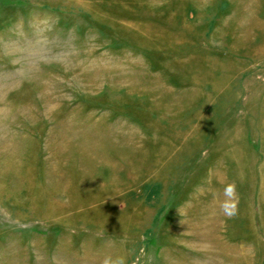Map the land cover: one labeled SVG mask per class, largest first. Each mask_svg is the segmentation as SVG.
I'll use <instances>...</instances> for the list:
<instances>
[{"label":"rangeland","instance_id":"obj_1","mask_svg":"<svg viewBox=\"0 0 264 264\" xmlns=\"http://www.w3.org/2000/svg\"><path fill=\"white\" fill-rule=\"evenodd\" d=\"M0 264H264V0H0Z\"/></svg>","mask_w":264,"mask_h":264},{"label":"bare ground","instance_id":"obj_2","mask_svg":"<svg viewBox=\"0 0 264 264\" xmlns=\"http://www.w3.org/2000/svg\"><path fill=\"white\" fill-rule=\"evenodd\" d=\"M23 141V140H22ZM56 144V143H55ZM63 149V148H62ZM61 149V150H62ZM14 153V152H13ZM7 156H8V154H7ZM85 161V160H84ZM81 162V161H80ZM89 162V161H88ZM14 163V162H13ZM53 164V163H52ZM13 165V164H12ZM78 166V165H77ZM89 166H90V164H89ZM46 167V166H45ZM85 167V166H84ZM81 170V169H80ZM10 172V171H9ZM114 173V172H113ZM48 175H50V174H48ZM209 221V220H208ZM205 232H206V230H204ZM213 233V232H212ZM203 234V233H202ZM206 235V234H205ZM206 246V245H205ZM63 262V261H62Z\"/></svg>","mask_w":264,"mask_h":264}]
</instances>
